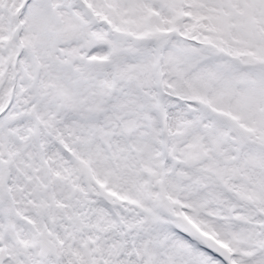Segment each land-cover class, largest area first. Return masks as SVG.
I'll return each instance as SVG.
<instances>
[{
    "label": "snow or ice",
    "instance_id": "6c2138e0",
    "mask_svg": "<svg viewBox=\"0 0 264 264\" xmlns=\"http://www.w3.org/2000/svg\"><path fill=\"white\" fill-rule=\"evenodd\" d=\"M0 264H264V0H0Z\"/></svg>",
    "mask_w": 264,
    "mask_h": 264
}]
</instances>
